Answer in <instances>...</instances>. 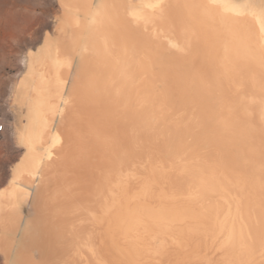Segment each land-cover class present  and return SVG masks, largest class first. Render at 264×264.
<instances>
[{
	"label": "bare ground",
	"instance_id": "6f19581e",
	"mask_svg": "<svg viewBox=\"0 0 264 264\" xmlns=\"http://www.w3.org/2000/svg\"><path fill=\"white\" fill-rule=\"evenodd\" d=\"M63 1L66 6L69 5L70 10L85 15V19L74 17L71 20L74 25L71 35L72 42L76 41L75 38L79 35H85L83 42L80 40L82 43L81 48H76L80 51L78 52L80 55L86 53V61L89 63L84 64L86 67H83L82 71L85 85L67 95L64 93V87L68 80V74L65 72L68 69V64L64 65L62 63L64 66L59 65L61 58L57 57L55 49L46 46L37 55H31V58H33L30 68L32 76L21 87L27 122H25L19 134L22 140L21 143L26 147V153L14 170L11 188L9 187L10 189L1 195L0 227L5 229L17 228L20 215L18 214V208L15 207L16 204H14L16 199H25L32 196V203L37 205L35 209L36 218L30 223L24 220L20 224L22 230L19 233V235L21 234L20 240L17 241L18 251L11 258H9L10 255L8 256V264H14L17 259L20 260L24 250L30 248L38 250L45 262L55 264H100L99 261L103 259L98 256L96 239L100 237V239L104 238L103 241L105 240L106 232L108 231L109 234L113 230L111 228L113 220L122 212V215L125 214L128 215L127 218L129 217L128 227L132 229L133 225H138V229L143 231L141 234H144V231L145 233L149 231L152 235L151 239L143 237V241L146 239L148 244L146 246L151 248L150 259L152 257L163 259L166 257V261L164 260L163 263V260L158 259V263L161 261L160 264H183L176 263L172 257H168V244L171 242L167 243V239H170L172 245L175 244L176 246V244L181 245L184 237L189 238V240L191 238L192 243L196 245L192 244L196 247H193V249L198 254L202 249L208 248L213 242H216L213 237L217 233L222 239V242H219L220 247H223L221 254L218 251L221 257L220 261L218 260L219 264H243L247 261L246 257L252 255L249 252L254 249L252 248L250 251L249 247H252L253 244L254 246L257 245L255 248L259 246L262 252L261 249H264V245H258L257 243L258 241L260 243L261 238L264 237V229L258 224L260 220L256 218V214L259 210H264V199L259 200L256 197L253 199L252 203L255 204L254 208L257 209L254 214L247 209L248 206L246 205L245 210L242 206L237 209L236 206V208L230 207L226 205L225 201L214 198L218 193L217 178L206 166L209 163H218L222 168L225 167L227 171L230 169V163L227 164L222 156L221 149H223L224 143L222 142L223 145L220 149L219 138H216L209 131L205 130V133L200 135L199 132L195 133L189 128H183L185 124L181 125V118V121H178L179 123L177 122L169 129L167 135L154 133V131H151L152 127L149 124L142 133L138 131V128L141 127L143 121L142 113L145 111L149 113L150 110L159 113L164 110L163 103L159 104L158 100L159 95H161L159 92L162 90L155 91L157 88L153 89L152 84L154 83H151L150 78L145 77L147 69L159 64L158 56L161 49H165L160 41V34H173L174 31L179 30L185 37H191L189 33L197 28L194 25L197 26L200 22L199 19L197 21L199 11L197 16L193 15V13L195 14L194 8L202 10L206 5L205 10H202L203 13L200 10L204 15L203 17L200 13V18L207 19V23L210 24L211 20L209 21V19L216 16L217 19H215L216 17L213 18L214 21L224 28L223 31L220 29L221 27L218 28L221 30L220 33L222 32L223 37L221 38L220 48L216 46L217 50L209 51V49L202 47L205 64L212 65L214 70L210 74L205 73V77L197 74L195 65L189 61L192 58L190 57L191 53H188L186 58L184 56L186 61L184 63H181V61L172 64L164 63L165 70L169 71L172 68L181 77L185 79L189 77L190 79L186 81V84H189L188 89L191 88V92L207 108L216 109L220 107L224 110L234 105L236 111L242 115V121L241 123L237 122L235 116L227 110L228 115L231 116L230 127L226 126L227 136L232 135L234 139L246 141L243 143L246 150L250 147V150L254 149V151L259 152L264 147V0H245L243 2L213 0L220 4L218 6H221L220 11L216 8L211 11V3L208 4L210 7L207 4L204 5V3L201 6L202 3H199V0H170L171 5L174 4L182 12L168 9L167 16L163 20L158 19L153 14L149 17L145 16L141 21L136 19V22H134L141 27L140 36L143 35L147 40L153 38L151 45L148 47L140 39H138L139 41L134 39L135 42L139 43L136 45L134 41L133 43L131 40V42L127 41V38L124 37L123 33L128 31L129 22L125 18L127 12L123 11L125 9L121 0ZM65 3L63 4L65 5ZM189 9L192 10L189 11ZM246 14L253 17H247ZM209 24H205L207 27L203 26L206 31L211 27H209ZM213 25L216 26V23ZM228 25L230 27L233 25L237 32L232 33L230 29H226L229 27ZM203 27L197 28L201 29L198 32L199 34L204 30ZM250 28L253 32H250ZM81 29L84 30L83 34ZM118 33H121L124 39L116 45L114 36H117ZM137 33L139 34V29ZM215 33L213 32V34ZM202 34L206 35V33ZM199 39L201 40V36ZM73 45L77 47L78 43L71 46ZM75 47H73L74 50H76ZM117 47H119V52H117ZM134 47H140V50L144 47L147 60L142 57L141 53L130 49ZM128 49L133 54L135 53L134 56L138 53L136 56H138L139 62H136L137 65L133 69L134 62L131 60L127 62L126 59L122 58L125 55L128 56ZM61 52L63 53L62 49L60 54ZM133 54L129 52V55ZM77 65H79L78 62ZM39 66L48 68V70L54 68L53 71L57 66L58 72L56 70V74L51 76L37 74ZM167 67L168 69H166ZM63 71L64 75L61 74ZM80 77L77 74V78L81 80ZM169 93H171L170 90ZM232 95L234 97L229 100V96ZM82 96L90 103L89 111H85L83 117H81V110L77 107L78 99ZM226 98L229 102L226 101ZM53 100L57 102L55 101L54 104ZM163 100L161 101L163 102ZM165 103L167 104V102ZM257 104L259 105V111L254 114L253 109ZM163 113L165 112L163 111ZM66 115L79 116L81 123L78 122V126H81L84 132L81 138L69 139L63 134L64 128L61 126ZM164 115H161V118ZM178 115L180 114L178 113ZM169 116L171 117V115ZM170 120L172 121V119ZM226 133H223V135H226ZM246 143L249 146H245ZM56 144L60 145L57 149L55 148ZM227 147L226 149H228ZM240 151L236 149V153ZM244 152L247 153V151ZM256 153L254 154L256 155ZM54 154H56V161L52 166L49 163V158L53 157ZM224 155L227 156L225 153ZM261 157L264 161V155ZM218 164L214 165L217 166ZM60 165L62 169L59 168ZM220 166L218 171L221 169ZM241 172H245L243 168ZM249 174L253 177L252 172H249ZM249 174H246V176H250ZM38 175L44 177L46 185L48 181H52L53 184V188L49 192L46 189L43 195L39 197L36 194V177ZM160 183L165 188L162 191L163 195L161 194L162 198L159 197L160 194L157 195L159 206L157 205L158 202L155 205L151 203L158 206L157 208H154L151 204L148 206L147 203L145 209L136 207V211L133 210L134 206L140 202L143 205L145 201L148 202L154 197L156 199L158 189L161 187L159 186ZM256 184L254 187L260 189L259 196L263 197L264 182L259 181ZM225 185L227 184L225 183ZM248 196L250 197V195ZM249 197H247L248 200H250ZM139 215L149 216V220L151 217L152 224L148 220L149 224L146 225L148 221L145 218L147 223L145 224L146 221L143 220L141 223ZM153 219L157 222H153ZM158 220L162 222L160 223ZM10 234L12 233L6 231L0 233V248L6 253L8 251L6 235ZM13 234L16 235V233ZM141 234L139 233L140 236H142ZM100 239L99 242L103 243ZM110 239L112 242L111 248H116L113 239L106 237L107 241H110ZM249 239L253 240L252 246L249 244ZM108 247L107 244V247H103V249ZM184 250H187V248L184 247ZM120 251L115 252L118 254ZM260 251L257 253L259 254ZM202 253L204 254V252ZM100 254L102 255V253ZM193 254L190 252L191 256ZM124 255H122V258ZM190 255L188 256L191 257ZM198 255L201 256L202 254ZM213 255L214 253H212ZM128 256L127 254V257H124L126 259L131 258ZM130 256L132 255L130 254ZM258 257H261L260 254ZM110 258L112 257L110 256ZM185 258L187 259L186 256ZM185 258L183 262L187 261ZM198 258V256L196 258L192 257L197 261ZM181 259L183 260V258ZM192 259L191 262H193ZM125 260L122 261L125 262ZM150 262L154 264L153 261L150 260ZM202 264L212 263L208 259L203 261Z\"/></svg>",
	"mask_w": 264,
	"mask_h": 264
},
{
	"label": "rangeland",
	"instance_id": "374dc122",
	"mask_svg": "<svg viewBox=\"0 0 264 264\" xmlns=\"http://www.w3.org/2000/svg\"><path fill=\"white\" fill-rule=\"evenodd\" d=\"M205 1L203 0V2H202V0H199V3H202L201 6L203 5V3H204V5L207 4V6L209 3H211L210 4L211 5L210 10L211 11H213L215 8L219 9L221 7V6L218 7L220 4L218 2L213 1V0H209V1L207 0L206 3H205ZM233 1L243 2L245 0H233ZM121 2L123 3L124 9H125L123 11H125V13L127 12L126 14H130L134 18V22H136V19L141 21L144 19L145 16L149 17V16L153 15V13L149 9L154 4V0H121ZM63 3H65L63 0H0V124L2 123L5 126L4 134L0 138V198H1V195L3 192L8 191L11 188V181L14 177V170H15L17 164L23 159V157L26 153V147L21 143L22 140H21L20 134H19L21 129L24 127L25 122H27V119L25 116L26 107L23 104L24 103V101H23L24 97H23V92L21 90V87L23 86V84H26L27 81H29V78H31V76H32L30 68L32 65L31 62H32L33 58H31V57L33 55H37V53H39L44 47L50 46V48L55 49V51L57 53V57L59 56L58 57L59 59L60 58L63 59L62 61H61V59L59 60V65L64 66V65L68 64V69H67V71H65L66 74H68L67 75L68 80H67V83L64 87V93L69 95L70 92H72L78 88H81L82 86L85 85L84 84L85 82L83 80V72L82 71H83V67H86V66H84V64L85 63L87 64L88 61H86V59H87L86 53H83V55H80V53H78V52H80V51H78V49L81 48V46H82V43L80 42V40H82V42H83V39H85V35H79L77 38H75L76 41L74 40L73 42H72V37H71V35L73 33V28H74V25L71 23L72 22L71 20L74 19V17H77L79 19H83V18L85 19V15H82L81 12H74V11L70 10L71 8L69 7V5L67 4V6H66V3H65V5ZM171 4L172 3L169 0V10H173V11L176 10L177 12L178 11L182 12L178 7L176 8V6L174 4L173 5H171ZM197 4L195 5V7L197 6ZM205 7H206V5H205ZM205 7L202 10H205ZM208 7H210V6H208ZM192 9H189V11H191ZM196 9L194 8L195 14L193 13L194 10L192 13H193V15L197 16L198 11H199V17L197 18V21L199 19L200 22H198L199 25H197V26L194 25V26L197 28H201V27L205 26V24H209V23H207L208 22L207 19L204 18L205 20H203V19H201L202 17L200 18V15L203 13V11L201 9H199V10L198 9L196 10ZM206 9H209V8H206ZM200 10L202 11V13L200 12ZM219 11H220V9H219ZM141 14H143V15H141ZM201 16L204 17L203 14ZM53 17L55 18L54 21H53ZM215 17L216 16L211 17L209 19V21L210 20L213 21V22L210 21V24H209V27L211 26L210 27L211 30L209 29L208 31H206L205 30L206 28L205 29H204V27L202 28V29H204V30H202V33H206V35L202 34V33L199 34L198 32H200L201 29H197V28H194V30H192L191 33H189V36H191V37H188V36L185 37V35L182 32H180L179 30H177L176 32L174 31L173 34H165V33L160 34L159 38H160V41L163 43L165 49H161V51H160V54L158 56L159 61H160L159 64H156L152 68L147 69L145 77L150 78L151 83L152 82L154 83V84H152L154 86L153 89L155 90L157 88L155 91L159 92L162 90L161 92H159V93H161L162 96L159 95L160 97H158L159 99L158 98L157 99L159 100V104L163 103L162 106L164 108L163 111L165 113H163V111H161L162 113L161 112L156 113L154 111L155 112V114H154L153 110H150V111L148 110L149 113L147 111H145L144 113H142L143 114V121L141 123V127L138 128V131L142 133V131H145V127L147 126V124H149L150 127H152L151 131H154V133H157L158 135L159 134L167 135V133L169 132V129L173 125H175L179 120L181 121V119H182L181 125L185 124L183 128H189L195 133L199 132L200 135H202V133H205V130L212 133V135L214 134L216 138L217 137L219 138V143L221 144L220 149L222 148V145L224 143V145H223L224 147H223V149H221L223 160H225L227 162V164L230 163L229 164L230 169L228 171H227V169H225V167L222 168V166H220L218 163H214V164L215 165L218 164L221 167V169H219V171H218L219 166L218 165L215 166L213 163H211V164L209 163L206 166L207 168H210L209 171L214 175V177L217 178L218 193H217V196H215L214 198L216 200L218 199V200L225 201L226 205H228L230 207L236 206L237 209L239 207L241 208V206H242L245 210V208H246L245 205H246V206H248L247 209L251 210L252 213L255 214V210H257V209L254 208L255 204L252 203L253 199L255 197L259 200L264 199V196L263 197L259 196L260 189L254 187L256 182H259V181L264 182V161H262L263 158L261 157L264 155V151H262L264 149V147L261 148V150H260L262 153L260 151L257 152V150L254 151V149L250 150V147L247 148V150H246V147H244V144H243L246 141L243 142V140H238L237 138H235L236 139L235 140L232 135L231 136L229 135L230 137L227 136V133H226V132H228L227 127H230L229 124L231 122V116L228 115L227 110L229 112H231L232 115L235 116V120L237 122L241 123V121H242V115L238 111H236V108L234 107V105H231V106L228 105L229 107L224 109V110L220 109V107L216 108V109L207 108L204 105V103L200 102V100L198 98H196L195 94L193 92H191V90H190L191 88L188 89L189 84H186L187 83L186 81L188 79H190L189 77L188 78L186 77L187 79H185L184 77H181V75H179L172 68H170L169 71L165 70V64L164 63L172 64V63H180V61H181V63H184V62H186L185 58H186V55L188 53H191L190 57H192V58H190L189 61L193 62V64L195 65L194 67L196 68L195 71L197 74H200L201 76L203 75V77H205L206 76L205 73L210 74L212 72V70H214L212 65L208 66L205 64L206 61L203 60L204 56L202 55V53H203V48L207 49V50L209 49V51L217 50V47L220 48V45L222 43L221 38H223V37L221 34L222 32L220 33V31L224 28L221 27L217 22L214 21L215 19H217V17L216 18ZM247 17L252 18L253 16L247 15ZM125 18H127V16H125ZM213 18H215V19H213ZM127 20H128V18H127ZM202 20H203V22H202ZM128 22H129V20H128ZM134 22H129V29L127 31L128 33L126 32L127 35H125L126 33H123L124 37L127 38V41L131 40L132 43H133L134 39L135 40L140 39V41H142L146 47L150 46L153 38L147 40L145 37H143V35L140 36L141 27ZM214 22L216 23V26L213 25V24H215ZM201 24H204V25H201ZM205 27H207V26H205ZM218 28H220L221 30ZM251 28H250V32H253V30H252L253 28L252 29ZM138 29H139V34L137 33ZM226 29H230L232 31V33H234V31L237 32V29L233 25H232V27L229 26ZM207 32H209V33H207ZM211 32H212V34H211ZM213 32L214 33L216 32V33L213 34ZM217 32L219 35L220 34L221 35L219 36L217 34ZM81 33L82 34L84 33L83 29H81ZM120 34L121 33H118L117 36H114V39H115L114 41H115L116 45H117V43L119 44V42H121L122 39H124L122 34H121V36H120ZM208 34H210V36H208ZM243 34H246V33H243ZM199 35L201 36V40L199 39L200 38ZM203 35H205V36H203ZM241 35H242V33H241ZM218 36H219V39H218ZM178 39H179V44H178ZM215 39H216V41H215ZM74 43H78L77 47H75V45L71 46ZM134 44L138 45L139 43H137V41L136 42L134 41ZM209 45H210V47H209ZM169 46H179V47L183 48L184 50L181 52H172L169 50ZM73 47H75V49L76 48H78V49L74 50ZM137 47L136 48L135 47L130 48V49L134 50V52L136 51L138 53H141L143 55L142 57L144 59H146L147 55H145L146 52L144 50V47L142 50H140L141 49L140 47L139 48H137ZM118 48L119 47H117L116 49H118ZM61 49L63 50V53L61 52V54H60ZM130 49H128V51H127L128 56L125 55L122 58L126 59L127 62L129 60L133 61L135 63V64L133 63V66L131 65L132 69H133L136 67L137 63L139 62L138 56H136L138 53H136V55L134 56L135 53L133 54L132 51H129ZM139 50H140V52H139ZM117 52H119V49ZM129 52H130V54H133V55H129ZM60 55H62V56L60 57ZM177 56H178V59H177ZM184 56H185V58H184ZM126 57L129 59H127ZM131 57H132V59H130ZM133 57H134V59H133ZM176 59L178 60V62ZM77 62L79 65H77ZM161 62H163V63H161ZM77 66H79V67H77ZM53 69H51V70L49 69L50 70L49 71L48 68H44L42 66H39L38 70H37V74H41L44 76H46V75L51 76L52 74L55 75L56 70H57V66H56V69L54 71H53ZM166 69H168V67ZM165 71H167L168 73ZM173 71H174V73H173ZM57 72H58V70H57ZM170 72H172V73H170ZM61 74L64 75L65 74L64 71ZM77 74L81 76L80 77L81 80L79 78H77ZM165 89H167V90H165ZM169 90L171 93H169ZM165 92H166V94H165ZM181 97H182V99H181ZM229 97H227V98H229V100H232V97H234V96L232 95ZM160 98H161V100L164 99L163 102L160 100ZM165 99H166V101H165ZM171 99L173 102L171 101ZM180 99H181V101H180ZM229 100L227 99L226 101L229 102ZM55 101L56 100H53L54 104L57 102V101L56 102ZM165 102H167V104ZM201 103H203V104H201ZM169 104H171V105H169ZM89 105H90V103H88V101L86 100V98L84 96H82L81 98L78 99L77 107H79V109L81 110V117H83V115H84L83 113L85 111L86 112L89 111ZM168 105H169V107H167ZM174 106L176 107V109ZM258 106L259 105L257 104V106H255V109H253L254 114H256L257 111H259ZM198 110L200 113L198 112ZM214 111H216V112H214ZM169 112H171L172 114L171 113L169 114ZM178 113L180 115H178ZM156 114H157V116H156ZM189 114H191L193 116H191V115L189 116ZM161 115L162 116L164 115V117L161 118ZM169 115H171V117ZM173 115H175V117H173ZM176 116H179V117H176ZM184 116H185V118H184ZM74 117H72L70 115H66L64 123H62V126H61L62 128H64L63 134L66 137H68L69 139L81 138L84 134L83 128L81 126H78V122L81 123L79 116H74ZM207 117H208V119H207ZM217 117H219V118H217ZM169 118L172 119V121ZM213 119H215L214 120L215 123L213 122ZM173 120L176 122H174ZM217 120H218V122H217ZM219 121H220V123H219ZM226 121L228 124L226 123ZM197 124H198V126H197ZM228 130H230V129L228 128ZM223 133H226V135H223ZM229 133H230V131H229ZM224 137L225 138L227 137L226 138L227 141L224 140L225 139ZM220 138L223 141H221ZM15 143L22 144L23 147L17 148L14 146ZM241 143L243 144V146ZM246 144H245V146H249L248 143H246ZM59 147H60V145L56 144L55 148L57 149ZM226 147L228 149H226ZM225 149H226V151H228V153H226V151H224ZM236 149H238V151H240V150L241 151L236 153ZM244 151H247V153ZM66 152H68V151L66 150ZM241 152H242V154H241ZM251 152L253 153V155L251 154ZM224 153L227 154V156H225ZM231 153H232V155H231ZM254 153H256V155ZM239 155H241V156H239ZM242 156H244V157L242 158ZM242 159H243V161H242ZM250 163H252V164H250ZM254 163H257V164L254 165ZM213 166H215V167H213ZM239 166H240V168H239ZM212 167H213V169H212ZM59 168L62 169L61 165L59 166ZM233 168L235 169L234 170L235 172L233 171ZM242 168L244 169L245 172H241ZM249 172L253 173V177L251 176V174H249ZM246 174H249L250 176H248V175L246 176ZM220 178H222V179H220ZM225 183L227 185H225ZM231 183H232V185H231ZM47 186H49L47 188L48 192H49L53 188L52 181H48ZM159 186H161V187L158 189V192H157L158 194H156V199L154 197V199H151L148 202L145 201V202H143V205H142V202H140L142 206L139 203L135 206L133 205L134 209L133 208H131V209L135 210L136 207H143L145 209V207L147 206V203L149 206V204H151V203H154V205H155L158 202L157 205L159 206V197L162 198V195H163L162 191H163V188H165V186L161 183L159 184ZM160 189H162V190L160 191ZM248 192H250V193H248ZM159 194H160V196H159ZM157 195L159 197H157ZM248 195H250V197ZM247 197H249L250 200H248ZM32 199H33V197L30 196L29 198L19 199V200L16 199L14 201V204H16L15 207L18 208V212H19L18 214L20 215V218H18L17 228L5 229V228L0 227V233L2 231L12 233L10 235H6L7 239H8V251H7V253L0 248V264H8V256L10 255L9 258H11L13 255H15V253H17V251H18L17 241L20 240L21 234L19 235V233L22 230L20 227V224H22L24 222V220H26L27 222L30 223L34 218H36L35 209H36L37 205L32 203ZM243 199H244V202H243ZM246 200L248 203L246 202ZM153 201H155V202H153ZM15 202H17V203H15ZM12 204H13V202H12ZM151 205L154 208L158 207V206H154L153 204H151ZM124 208L126 209L125 206H124ZM144 209H142V210H144ZM261 211L262 210H259L258 212L256 211L257 212L256 218H258L260 220V223H258V224H260V227H262L264 229V226H263L264 225V222H263L264 221V210L262 212ZM122 213L120 214L122 216L121 218H120V215H118L117 218L115 220H113V226L111 227V228H113V230L110 228L112 230V232L110 231V233L108 234L107 233L108 231H107L105 234L106 235L105 240H106V237L107 238L111 237L114 241L113 243H115V245L117 247L111 248V246H112L111 245V243H112L111 239H110V241H107V240L103 241L104 238H101L102 239L101 240L100 237L96 239V242H97L96 247L98 249V256L101 259H103V260L99 261L100 264H102V263L103 264H152V262H150V260L153 261L154 264H156V263L160 264L162 260H163L162 261V263H163L166 257L164 259L159 258V257H156V258L152 257L153 259L152 258L150 259L151 248L146 246V245H148L146 239H145V241H143L144 238L151 239L152 235L149 233V231H147L146 233L144 231V234H145V236H144V234H141V232L143 233V231L141 229H138V227H137L138 225L137 226L133 225L134 229L133 228L131 229L130 227H128L129 226V224H128L129 217L128 218L126 217L128 215H125V214L122 215ZM139 216H140L139 219H141V223H142V220L144 222L146 221L145 219H147V221L149 220L148 219L149 216L148 217L147 216L144 217L141 215H139ZM142 217H143V219H142ZM125 220H127V221H125ZM150 220L152 221L151 217H150ZM147 221L145 222V224L147 223ZM149 221L146 225L149 224ZM151 221H150V224H152ZM123 222H124V224H123ZM153 222L156 223L157 220L155 221L153 219ZM156 225H158V224H156ZM13 233H16V235ZM139 233L142 236H140ZM146 234L150 235L149 236L150 238ZM217 234H216V236H218V237H216L215 235L213 237L214 240H216V242H217V243L213 242V244L211 245L213 250H212V248H210L211 246L208 248L206 247V248L202 249V251H200V253H198V254H202L201 256H199L195 252L196 250L193 249V247L196 245H194L192 243L191 238L189 240L188 236H187L188 239H186L184 237V239L182 241L183 244L181 242V245L176 244V246H175V244L172 245V241L170 239H167V243L169 241L171 242L168 244V248H169L168 249V252H169L168 257L169 258L172 257L173 261H176V263L202 264L203 261L209 259L212 264H214V263L217 264V261L219 259H221L220 254H221V250L223 249V247H220L221 245L219 243V242H222V239ZM263 234H264V232H263ZM218 238H220L221 240ZM99 239H100V241H103V243L99 242ZM217 239H218V241H217ZM261 239H262V240H260L261 242L259 243V241H258L257 244L263 246L264 245L263 244L264 237ZM120 241H121V243H120ZM104 242H105V244H104ZM118 242H119V244H118ZM188 242H190V243H188ZM251 243H253V240L249 239L250 246H252ZM107 244L109 245V247H108L109 251H108V248L103 249V247H107ZM192 244L194 246H192ZM186 245H187V247H186ZM256 246L257 245L254 246V244H253L252 247H249L250 251L252 248L254 250L251 251L252 253L249 252V254L250 255L252 254V255L249 257H246L247 261H245L243 264H247V262H249L248 264H250V263L251 264H264V249H261L263 252L262 253L260 251V247L258 246L259 247V249H258V247L255 248ZM122 247H123V249H122ZM184 247H185V249L187 248V250H184ZM194 248H196V247H194ZM110 249H111V252H110ZM127 249H129L130 251L129 250L127 251ZM191 249H192L193 253L195 254V256L197 255L199 257L198 261H197V259H192V257L196 258L197 256L196 257L194 256ZM120 250H123L124 252L120 251ZM176 250H177V252H176ZM214 250H216V251H214ZM115 251L116 252L120 251V252L117 254ZM218 251L220 254L218 253ZM259 251H260L259 254L261 257H258L259 254L257 252H259ZM129 252L132 256H130ZM190 252H191V254H193L192 256L190 255ZM202 252H204V254ZM100 253H102V255ZM107 253H108V255H107ZM120 253L122 255L125 254L124 255L125 257H127V254H128L129 255L128 257H131V258L126 259L124 256L122 258V255ZM212 253H214L213 256H212ZM182 255H184V256L181 257ZM188 255H190L191 257H189ZM110 256L112 258H110ZM185 256L187 257V259L185 258ZM42 257H43L42 254L38 250H36L35 248H30V249H27L26 251L24 250L22 258L20 260L17 259L14 262V264H55V263L45 262L44 259H42ZM115 257H117V258H115ZM132 257L134 260L132 259ZM180 257L183 258V260ZM184 258L187 261L183 262ZM255 258H259V259H255ZM158 259L161 260V261H159V263H158ZM191 259L193 262H191ZM122 260H125V262ZM127 261H129V262H127ZM219 261H218V264H219ZM252 262H255V263H252Z\"/></svg>",
	"mask_w": 264,
	"mask_h": 264
},
{
	"label": "clouds",
	"instance_id": "9594fccd",
	"mask_svg": "<svg viewBox=\"0 0 264 264\" xmlns=\"http://www.w3.org/2000/svg\"><path fill=\"white\" fill-rule=\"evenodd\" d=\"M169 9V0H154V4L150 7V11L160 20H163L168 13ZM129 22H134V18L130 14H126ZM53 17V21H54ZM179 44V39H178ZM169 50L172 52H181L184 49L179 46H169ZM2 125H0V129H2ZM63 143V140H62ZM17 148H22L23 145L19 143H15L14 145ZM56 161V154L53 157L49 158V163L53 166ZM36 184H37V196H42L45 190L49 187L45 184L44 177L38 175L36 177Z\"/></svg>",
	"mask_w": 264,
	"mask_h": 264
},
{
	"label": "built area",
	"instance_id": "2783aa9c",
	"mask_svg": "<svg viewBox=\"0 0 264 264\" xmlns=\"http://www.w3.org/2000/svg\"><path fill=\"white\" fill-rule=\"evenodd\" d=\"M0 125H2V129H0V138L3 136L4 131H5V126L1 123Z\"/></svg>",
	"mask_w": 264,
	"mask_h": 264
}]
</instances>
